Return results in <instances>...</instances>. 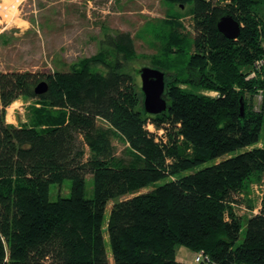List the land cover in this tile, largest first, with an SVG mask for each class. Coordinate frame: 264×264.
Masks as SVG:
<instances>
[{
	"label": "trees",
	"instance_id": "trees-1",
	"mask_svg": "<svg viewBox=\"0 0 264 264\" xmlns=\"http://www.w3.org/2000/svg\"><path fill=\"white\" fill-rule=\"evenodd\" d=\"M162 1L192 7L198 55L188 66L218 97L173 84L169 110L148 115L127 73L136 56L128 32L106 35L100 54L50 75L43 95L35 94L37 75L0 73V264H111L109 251L113 264H186L177 259L180 246L204 252L211 261L202 264H264V202L246 220L241 243L244 220L233 212L245 182L264 172V113L244 100L245 92L264 91V65L256 66L264 61V0ZM226 15L244 25L237 40L218 31ZM22 96L41 106L37 125L5 121ZM100 121L137 160L114 161ZM147 124L165 129L168 141L157 142ZM66 179L70 196L52 201L51 185Z\"/></svg>",
	"mask_w": 264,
	"mask_h": 264
},
{
	"label": "rangeland",
	"instance_id": "rangeland-1",
	"mask_svg": "<svg viewBox=\"0 0 264 264\" xmlns=\"http://www.w3.org/2000/svg\"><path fill=\"white\" fill-rule=\"evenodd\" d=\"M0 10V73L29 72L37 75L39 82L47 81L50 75L72 71L76 66H81L83 60L100 54L106 35L128 32L133 37L136 56L130 61L127 73L131 74L139 93L140 108L144 106V93L139 69L143 67L163 71L166 90L176 84L183 90L218 97L216 91L201 85L203 75H196L197 72L188 66L198 55L194 46L196 35L191 6L180 7L162 0H0ZM258 14L264 18V6L259 7ZM171 33L184 41L183 49L171 44ZM262 64L264 61L256 64L258 70ZM251 72L250 77H253L254 71ZM263 95L264 91L245 92L247 109L264 113ZM40 107L33 98L19 97L6 108L5 121L17 128L37 125L36 109ZM99 123L110 135L116 163L123 161L129 164L137 160L138 156L124 138L106 123ZM146 126L150 133L155 134L157 142L168 141L165 129L157 130L153 124ZM262 145L259 143L257 146ZM86 151L90 153L88 148ZM213 164L214 161H210L200 165L197 170ZM86 185L85 196L94 197L95 184L91 175H88ZM71 188L69 179L62 185H51V200L70 196ZM151 189L146 188L140 193ZM242 189L236 196L238 203L233 205V212L244 220L240 243L246 236V220L257 215L264 202V172H255ZM112 204L108 205L105 225ZM104 229L106 232V227ZM178 258L187 264L195 262L194 252L181 246ZM109 261L113 264L110 251Z\"/></svg>",
	"mask_w": 264,
	"mask_h": 264
},
{
	"label": "water",
	"instance_id": "water-1",
	"mask_svg": "<svg viewBox=\"0 0 264 264\" xmlns=\"http://www.w3.org/2000/svg\"><path fill=\"white\" fill-rule=\"evenodd\" d=\"M217 28L220 34L231 40H237L240 37L242 26L231 15L222 17L217 22ZM142 82V93H144V110L148 115H162L169 110L167 103L165 73L163 71L143 67L139 69ZM49 86L46 81H41L36 85L35 94L37 96L47 93ZM240 111L244 116V100L241 98Z\"/></svg>",
	"mask_w": 264,
	"mask_h": 264
},
{
	"label": "built area",
	"instance_id": "built-area-1",
	"mask_svg": "<svg viewBox=\"0 0 264 264\" xmlns=\"http://www.w3.org/2000/svg\"><path fill=\"white\" fill-rule=\"evenodd\" d=\"M1 13V10H0ZM195 258V264H202L203 262L210 263V258L208 256H205L204 252H200L194 256Z\"/></svg>",
	"mask_w": 264,
	"mask_h": 264
},
{
	"label": "crops",
	"instance_id": "crops-1",
	"mask_svg": "<svg viewBox=\"0 0 264 264\" xmlns=\"http://www.w3.org/2000/svg\"><path fill=\"white\" fill-rule=\"evenodd\" d=\"M177 259L179 260V262H184V263L186 262V261H184L183 259H179V258H178V252H177ZM186 264H187V262H186Z\"/></svg>",
	"mask_w": 264,
	"mask_h": 264
}]
</instances>
